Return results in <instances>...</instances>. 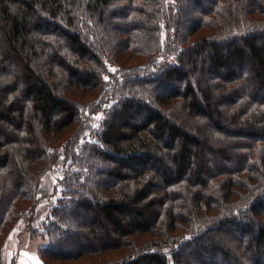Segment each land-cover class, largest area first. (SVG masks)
I'll use <instances>...</instances> for the list:
<instances>
[{"label": "trees", "instance_id": "16d2710c", "mask_svg": "<svg viewBox=\"0 0 264 264\" xmlns=\"http://www.w3.org/2000/svg\"><path fill=\"white\" fill-rule=\"evenodd\" d=\"M48 171L36 264H264V0H0V264Z\"/></svg>", "mask_w": 264, "mask_h": 264}, {"label": "rangeland", "instance_id": "374dc122", "mask_svg": "<svg viewBox=\"0 0 264 264\" xmlns=\"http://www.w3.org/2000/svg\"><path fill=\"white\" fill-rule=\"evenodd\" d=\"M129 54V53H128ZM133 65H136V63L133 64H127L124 65L126 67H134ZM103 118L102 114H96L91 117V127L92 129L97 130L99 122ZM59 173L55 171H48L42 178V187L45 190L46 198H44L41 202V204L36 209L35 213L32 215L33 217V227L29 228V230L21 231L20 229H17L14 233H16V237H21L23 240L22 244H20V240L13 242V247L18 248L19 250V264H36L41 262L40 256L37 255V249L41 247H45L48 244V241L50 243V238L44 233L46 223L48 222V217L51 214L52 208L55 207L57 200L61 197V191L62 187L59 183ZM30 224V220H25L22 224V226H27ZM21 226V227H22ZM32 231H37L38 234L42 233L44 235H37L35 239L31 242V244L28 242V238L31 237ZM59 233V232H58ZM20 239V238H19ZM9 248H11L10 245H8ZM91 253V252H89ZM9 254V251H7V255ZM92 254V253H91ZM57 255L53 256H47L46 264H94L96 263V259L99 256L95 255H89L82 257L81 259L76 258H70L68 260L61 259L60 257H56ZM114 258V256H112ZM108 263V262H104Z\"/></svg>", "mask_w": 264, "mask_h": 264}]
</instances>
